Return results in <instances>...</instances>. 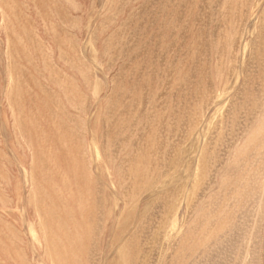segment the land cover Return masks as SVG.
<instances>
[{
  "label": "rangeland",
  "instance_id": "1",
  "mask_svg": "<svg viewBox=\"0 0 264 264\" xmlns=\"http://www.w3.org/2000/svg\"><path fill=\"white\" fill-rule=\"evenodd\" d=\"M0 264H264V0H0Z\"/></svg>",
  "mask_w": 264,
  "mask_h": 264
}]
</instances>
